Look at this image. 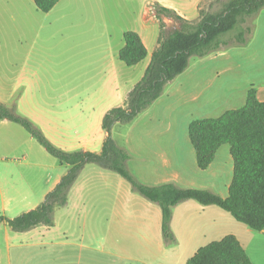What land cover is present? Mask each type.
<instances>
[{
	"label": "rangeland",
	"instance_id": "374dc122",
	"mask_svg": "<svg viewBox=\"0 0 264 264\" xmlns=\"http://www.w3.org/2000/svg\"><path fill=\"white\" fill-rule=\"evenodd\" d=\"M17 1L21 2L22 9H19ZM26 1L30 4L32 0H0V69L7 76H13L10 72L13 70V57L24 51L23 45L18 44L15 38L23 30L28 35L35 74L30 97L44 99V104L38 105L45 108L56 122L71 126L72 137L78 138V134L72 131V125L80 120L85 125L88 121L84 118L94 116L92 107L97 106L95 101L105 90V81L110 73L103 70V57L97 49H89L84 43L67 49L66 34L77 33L80 28L81 31H90L93 15L90 7L93 2L103 1V9L98 12L107 16L105 26L107 24L108 31L114 35L113 42H116L121 26L134 28L135 14L149 3L142 0H60L51 12L37 10L34 3L31 12L25 6ZM223 2L203 0L200 13L208 9L209 3L213 4L212 10H218ZM61 9L64 17L59 14ZM21 10L25 15L22 18L16 15ZM74 15L81 20L69 24L73 23ZM158 22L156 29H161V32L175 26V22L168 18L163 23ZM247 23L253 31L244 45L230 44L205 56L208 58H190L189 69L164 86L150 111L141 112L131 122L114 125L112 137L128 153V168L140 181H151L148 175L154 160L153 164L161 170L159 180L171 179L181 185L193 179L187 174L191 167L189 147L186 144L184 149L175 150L173 144H185L183 124L199 105L208 103L210 109L216 107L211 112L215 115L227 109L230 104L227 101L232 96H226L227 86L224 84L228 83V76L235 65L245 69L262 58L264 66V10L248 18ZM116 59L123 69H129L128 72L118 69L117 78L112 73V85L115 84V89L123 93L126 81L135 80L139 70L127 66L117 56ZM216 63L218 66L224 64L220 75L217 70L222 69L215 67ZM213 69L215 72H211ZM249 83V78H245L242 86L248 89L254 85ZM218 102L221 103L217 105ZM81 117L83 119L79 120ZM10 123L32 137L21 125ZM31 139L33 153L49 166L51 179L56 172L68 167L60 164L35 138ZM23 140L24 137L13 128H2L0 155L10 156L13 161V147L10 150L9 145L24 143ZM57 142L52 143L59 148L68 146L65 142ZM223 145L224 148L228 146ZM10 165V170H13V162ZM84 167L77 181L81 186L72 188L65 205L54 206L52 225L35 228L26 243L11 247V264H185L199 247L226 234L236 236L251 264H264V232L248 228L218 206H204L192 199L175 204L171 208L169 225L172 239L166 240L161 231L160 208L156 203L133 191L130 184L115 172L95 163H87ZM11 172L6 175L13 182ZM20 172L25 177L37 175V172L25 171L24 167ZM186 174L189 181L183 177ZM13 186L18 187V184L13 183ZM5 187L12 191L9 184ZM7 193H0V215L12 218L24 211L15 206L12 193H8L10 198ZM1 237L0 229V246Z\"/></svg>",
	"mask_w": 264,
	"mask_h": 264
},
{
	"label": "trees",
	"instance_id": "16d2710c",
	"mask_svg": "<svg viewBox=\"0 0 264 264\" xmlns=\"http://www.w3.org/2000/svg\"><path fill=\"white\" fill-rule=\"evenodd\" d=\"M59 0H33L41 12H48ZM209 3L197 21L191 22L175 10L154 3L155 17L163 23L172 19L175 26L161 32L157 48L139 81L128 92L125 106H114L102 117L105 139L101 149L64 150L55 146L30 119L0 102V119L21 125L43 148L67 170L34 208L8 218L0 215L13 231H25L53 223V208L64 205L72 184L87 163H95L124 178L133 191L156 203L161 211V231L166 240L170 231L171 208L188 199L201 205H216L248 228L264 232V101L257 97L251 85L246 90L244 104L224 110L216 117H200L189 121L187 135L195 153L197 168L206 169L217 149L227 144L232 158V177L228 194L222 197L208 188L185 187L172 181L149 185L140 181L128 168L129 155L112 137L116 123H128L151 106L162 94L164 86L181 74L192 56L203 57L230 44L244 45L253 28L248 18L264 8V0H224L222 7L212 10ZM164 26V25H163ZM123 46L118 58L127 66L145 58L146 47L133 30L123 32ZM185 264H251L250 259L233 234L199 247Z\"/></svg>",
	"mask_w": 264,
	"mask_h": 264
},
{
	"label": "crops",
	"instance_id": "0c3cea01",
	"mask_svg": "<svg viewBox=\"0 0 264 264\" xmlns=\"http://www.w3.org/2000/svg\"><path fill=\"white\" fill-rule=\"evenodd\" d=\"M142 1H146V4L157 3L161 6L171 8L175 10V12L178 15L190 21L191 20L194 21L199 18L201 2H203V0H142ZM59 2L60 0L48 12H51L53 9H56ZM16 3L19 5V9H22L21 2L17 1ZM33 3H34L33 0L31 1L30 4L28 3V1H26V5H25L31 12H33L32 11ZM92 4L93 5H91L90 10H92L93 15L91 16L92 23L90 26V31L88 30L81 31L80 28L79 31H77V33L66 34V39L68 41L67 49L75 48L77 45H81L83 43L86 44L89 49H93V48L97 49L99 55L103 57L102 59L103 70L106 71L107 73H110V76L105 81L106 82L105 90L100 94L99 100L95 101L97 103V106L95 104V106L92 107L94 116L93 117L91 116L89 119L88 117L84 118L87 119L88 121L85 123V125L81 123L83 120H80L83 119V117L78 118L81 122L78 121V123L72 125L73 126L72 131L78 134V138L72 137L70 133L71 126L56 122L55 118L52 115H48L46 113L47 110L45 108L38 105L39 103L44 104L45 101L44 99H43L44 101L42 99L35 100L34 98L30 97V91L35 81V74L33 67L34 65L32 59V50L27 38L28 35L23 30H21L16 35L15 38V41L18 44L23 45L24 51L23 53H19L15 57H13V70H10V72L13 73V76H7V73L3 72L4 70L0 69V102L8 107L17 109L19 113H21L28 119H31L33 123H35L41 129V131L45 136L47 137L49 136L48 138L52 142L59 141L57 142L58 144L61 141L65 142L68 146L66 148L63 146L60 147L68 151L84 149V150H91L98 152L101 149L102 143L106 135L105 131L101 127V120L103 115L108 109L114 106H125L128 92L143 75V72L150 60L151 54L157 48L161 39V31H160L161 29L160 30L156 29V25L159 24V22L156 18L147 17L148 6L145 5L142 6L139 9V11L135 14L136 26L132 29H128L121 26L119 35L117 36V41L113 42L114 35L111 34L110 31H108L107 24L105 26V20L107 16H105L104 12L102 13L98 12L100 9H103V1L93 2ZM262 10H264V8L261 9L259 13L262 12ZM62 11L63 9L59 11V14L61 17H64L63 16L64 12ZM96 13H99V15L97 16L100 17H97L95 15ZM16 15L19 16L20 18L25 16L23 14V10H21V12L17 13ZM77 16L78 15L72 16L74 17V19L72 20L73 23H69V24H76V20L80 21L81 17H77ZM25 28L27 31L26 24H25ZM84 28L86 27H82V29ZM126 30H133L139 34L141 40L143 41L146 47L147 54L144 59L139 61L137 64L132 65L133 68L137 67L139 72L137 73L135 80L126 81L125 90L123 93H121L115 89V84L112 85L113 83L112 73H114L115 78H117L116 71L118 69H122L127 72L129 70V69H123L121 64L118 63L116 59V56L118 57L119 49L124 44L123 32H125ZM192 57H197V56H192ZM203 58H208V57L203 56ZM257 59L258 58L254 60L256 61ZM262 61L263 60L261 58L259 62L256 61L250 66L249 65L246 66L245 69L240 68L241 69L240 70L237 65H235L236 67H234V69H231L232 71L228 76L229 77L228 83L224 84L225 86H227L226 96L229 95L232 96L227 101L228 103H230L227 109L238 108L244 104L247 88L242 86V81L243 79L245 80V78H249L250 81L249 84L252 83L254 84L253 86L256 89L258 99L264 101V66L262 64ZM189 63H190V59H189ZM216 66L218 67V69L219 67H221L222 69V70L220 69L217 70L218 74L220 75L221 72L224 71L223 70L224 64L218 66L216 63L215 67ZM188 69H189V64L184 71H187ZM211 72H215V69H213ZM172 80H174V78ZM235 92L238 93L237 96L233 95ZM220 103L221 102H218L217 105ZM151 107L152 105L149 106L147 109H145L143 112L146 113L148 112V110L150 111ZM215 108L216 107L210 109L208 107V103H206V104H201L199 105V107L193 109L194 111L192 110V113L189 114L187 121L183 124L182 134L184 138L183 141L185 142V144L175 143L173 144V148L175 150L184 149L185 145L187 144V147H189V151H190L191 167H189L190 172H187V174L192 175L194 180L192 179L191 181H189L190 177H188L187 174L183 175V177L189 182L180 183L182 186L208 188L212 191L217 192L222 197H226L228 194V186L230 184L232 177V158L229 153V146L224 148L223 147L224 145L223 146L221 145L217 149L214 159L209 164V166L204 170H200L199 168H197L195 161V153L193 147L189 142L187 135V127L190 120L194 118L216 117L220 115V114L218 115L212 114L213 111H215ZM2 128H10V129L13 128L14 131L19 133L22 137H24L23 140L24 143L21 144L13 143V145L12 144L9 145L10 150L13 147V161L11 160L10 156L7 157L0 155V193L11 192L15 206L19 209L21 208L22 211L25 212L29 209L36 207L43 200L44 195L51 188H53L55 183L66 172L67 168L63 171L56 172V174L51 179L49 173V166L46 165L44 161H42V159L40 161V159L37 158V155L33 153L32 149L34 148L33 147L34 143H32V139H31L32 137H29L28 135H26V133H23V131H21V129H18L16 125H11L10 121L8 120L0 119V130ZM51 137H57L58 139L54 138L57 139L54 140ZM156 150L157 149L154 148V151ZM154 161H152L153 168L150 167L152 171H150L148 175L151 181L143 180V182L149 185L160 184L167 181L175 182L174 180L171 179L159 180L160 179L159 177L161 176L160 174L161 170L159 167L153 164ZM12 162H13V170H10L11 169L10 164ZM23 167L25 171L29 170V172H32L33 174L34 172H37V175L34 174L32 176L25 177L22 174V172H20V170L22 171ZM84 168L85 167H83L81 171H83ZM9 171L10 174L12 173L11 171H13V182H12V178H8V176L6 175V173H8ZM174 171H176V168H174ZM2 174L4 176H2ZM80 174L81 173H79L77 179L75 180V182L72 184V186L68 191L67 201L69 199V195L71 193L70 191L72 190V188L78 189L81 186L80 184L77 183ZM49 181H52L50 182V185H48ZM13 183L18 184V187H14ZM7 184H9L12 191H10L9 187H5V185ZM13 190L15 192H13ZM8 193L7 195L10 198L11 194ZM39 226H45L47 228L50 227L47 225L38 224L29 230L13 231L4 222H1L0 229L2 231V237H1L2 242L0 246V264H11V258L9 254L11 247L26 243L27 242L26 239L28 235L31 234L32 231Z\"/></svg>",
	"mask_w": 264,
	"mask_h": 264
},
{
	"label": "built area",
	"instance_id": "2783aa9c",
	"mask_svg": "<svg viewBox=\"0 0 264 264\" xmlns=\"http://www.w3.org/2000/svg\"><path fill=\"white\" fill-rule=\"evenodd\" d=\"M147 14L149 17H153L155 16V9H154V5L149 4L147 7Z\"/></svg>",
	"mask_w": 264,
	"mask_h": 264
}]
</instances>
